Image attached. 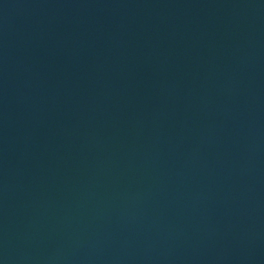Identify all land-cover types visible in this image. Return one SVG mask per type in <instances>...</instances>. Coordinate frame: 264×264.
I'll return each mask as SVG.
<instances>
[{
	"label": "water",
	"instance_id": "water-1",
	"mask_svg": "<svg viewBox=\"0 0 264 264\" xmlns=\"http://www.w3.org/2000/svg\"><path fill=\"white\" fill-rule=\"evenodd\" d=\"M0 264H264V0H0Z\"/></svg>",
	"mask_w": 264,
	"mask_h": 264
}]
</instances>
